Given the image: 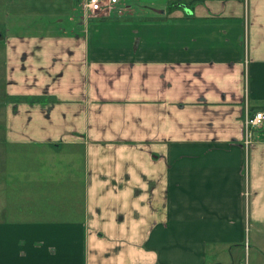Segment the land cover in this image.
<instances>
[{
	"label": "crops",
	"instance_id": "0c3cea01",
	"mask_svg": "<svg viewBox=\"0 0 264 264\" xmlns=\"http://www.w3.org/2000/svg\"><path fill=\"white\" fill-rule=\"evenodd\" d=\"M164 1L3 0L1 143L73 186L0 219V264H264V0Z\"/></svg>",
	"mask_w": 264,
	"mask_h": 264
},
{
	"label": "rangeland",
	"instance_id": "374dc122",
	"mask_svg": "<svg viewBox=\"0 0 264 264\" xmlns=\"http://www.w3.org/2000/svg\"><path fill=\"white\" fill-rule=\"evenodd\" d=\"M123 0H121L122 2ZM170 7H179L181 2L174 0H165L164 3H152L151 7L163 9L166 4ZM3 0H0V9L2 10ZM76 10L79 15L84 16L83 4L80 0L76 2ZM127 13V12H124ZM100 17L102 14H96ZM88 17V15H85ZM3 69L0 65V101H3ZM2 110L0 107V219L16 217L24 219L23 213L16 216L14 209H19L24 213L45 212L49 216L58 211L55 208L61 206L68 193L69 185L73 186L71 178L64 179L54 174L49 166V156L40 147L29 146L23 148L20 146H6L2 144ZM40 159L45 161L38 162ZM61 199L60 201H58ZM26 209L25 211H22ZM56 210V211H55ZM15 220V219H13ZM255 254L251 250V255ZM246 261L243 255L242 264Z\"/></svg>",
	"mask_w": 264,
	"mask_h": 264
},
{
	"label": "built area",
	"instance_id": "2783aa9c",
	"mask_svg": "<svg viewBox=\"0 0 264 264\" xmlns=\"http://www.w3.org/2000/svg\"><path fill=\"white\" fill-rule=\"evenodd\" d=\"M83 4L84 15L94 16L96 14L113 11L122 6L121 0H80ZM264 126V109L251 111L245 107L242 125V142L245 148L249 147L254 138V132Z\"/></svg>",
	"mask_w": 264,
	"mask_h": 264
},
{
	"label": "water",
	"instance_id": "95a60500",
	"mask_svg": "<svg viewBox=\"0 0 264 264\" xmlns=\"http://www.w3.org/2000/svg\"><path fill=\"white\" fill-rule=\"evenodd\" d=\"M184 7V6H183Z\"/></svg>",
	"mask_w": 264,
	"mask_h": 264
}]
</instances>
